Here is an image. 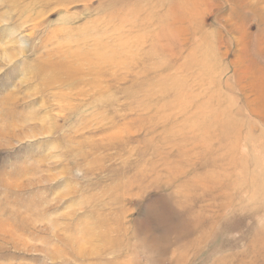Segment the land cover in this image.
<instances>
[{
	"label": "rangeland",
	"instance_id": "374dc122",
	"mask_svg": "<svg viewBox=\"0 0 264 264\" xmlns=\"http://www.w3.org/2000/svg\"><path fill=\"white\" fill-rule=\"evenodd\" d=\"M0 264H264V0H0Z\"/></svg>",
	"mask_w": 264,
	"mask_h": 264
}]
</instances>
